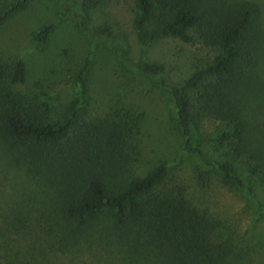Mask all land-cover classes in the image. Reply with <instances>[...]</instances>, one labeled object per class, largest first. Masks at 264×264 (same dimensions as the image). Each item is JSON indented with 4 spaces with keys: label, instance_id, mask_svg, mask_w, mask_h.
Wrapping results in <instances>:
<instances>
[{
    "label": "trees",
    "instance_id": "trees-1",
    "mask_svg": "<svg viewBox=\"0 0 264 264\" xmlns=\"http://www.w3.org/2000/svg\"><path fill=\"white\" fill-rule=\"evenodd\" d=\"M30 0H0V26ZM110 0H81L88 11ZM136 59L110 25L92 28L89 16L75 14L80 26L112 40L124 61L161 77L174 100L176 121L185 138L180 154L198 156L228 185L252 195L264 188V136L233 98L234 87L261 59L262 11L254 0H133ZM72 9L67 6L64 15ZM55 23L35 30L47 44ZM200 44L212 54L179 83L164 76V65L145 57L160 38ZM85 57L74 72L78 95L55 115L45 99L29 97L23 59L0 60V140L26 180L0 185V264H57V254L76 255L90 246L94 220L111 213L110 227L98 234L112 248L114 264L133 262L145 245L159 264H222L225 248L211 241L212 223L180 191L166 185L165 160L138 173L130 168V142L111 119L86 115L91 90ZM22 157V158H21ZM2 175L0 174V177ZM117 250V251H116ZM116 251V255H114ZM55 261V262H54Z\"/></svg>",
    "mask_w": 264,
    "mask_h": 264
},
{
    "label": "rangeland",
    "instance_id": "rangeland-1",
    "mask_svg": "<svg viewBox=\"0 0 264 264\" xmlns=\"http://www.w3.org/2000/svg\"><path fill=\"white\" fill-rule=\"evenodd\" d=\"M254 1L261 7L264 26V0ZM67 6L73 12L64 15ZM77 13L87 14L92 28L110 25L128 43L132 60L137 58L133 0L106 1L88 13L81 0H30L0 26V60L21 58L27 68L25 81L14 87L29 97L47 100L52 112L61 115L78 95L74 72L90 56L91 99L86 115L111 119L122 127L130 142V168L142 174L162 161L177 160L168 169L166 185L208 215L211 241L225 248L222 264H264V188L256 187L249 195L243 188L224 183L220 173L198 156L180 154L185 138L176 121L174 100L161 77L142 73L124 61L111 39L91 35L80 26ZM49 23H55V28L47 44L40 46L33 34ZM211 54L209 48L172 36L158 39L145 51L148 60L164 65V76L172 83L182 82ZM233 98L264 136V43L259 63L234 87ZM14 153L0 140V185L7 191L12 182L26 180ZM111 216L104 212L94 220L89 247L76 255L57 254L56 263L111 264L108 251L112 248L96 237L110 227ZM132 256L134 261L125 264H159L158 256L144 244ZM114 264L122 262L116 259Z\"/></svg>",
    "mask_w": 264,
    "mask_h": 264
}]
</instances>
